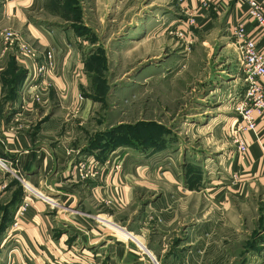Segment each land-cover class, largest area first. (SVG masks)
<instances>
[{"label": "crops", "instance_id": "1", "mask_svg": "<svg viewBox=\"0 0 264 264\" xmlns=\"http://www.w3.org/2000/svg\"><path fill=\"white\" fill-rule=\"evenodd\" d=\"M62 3L0 0V162L5 165H0V235L7 232L22 200L27 202L17 251L11 252L9 261L8 249L1 248L0 264H152L120 236L127 237L126 231L146 244L149 258L152 256L159 264H234L231 249L238 239L234 229H220V201L215 203V197L209 198L215 207L208 210L206 199L185 195L170 171L163 172L167 182L156 186L161 193L143 209L151 221L148 233L140 227L125 231V226L114 218L140 184L125 178L128 169L114 172L113 165L98 159L95 178L70 172L77 152L84 157L92 154L88 149L67 146L75 135L69 131L73 118L79 117L80 124H85L92 112L93 103L81 96L86 72L89 75L92 68L86 67L91 57L85 52L81 36L69 26L59 28L52 23L55 15L69 12ZM108 3L139 8V0H84V18L92 6L93 10L106 9ZM160 3H176L185 14L196 12L199 27H225L226 41H221L218 57L225 55L227 63L235 64L238 55L230 28L245 22L247 31L254 29L244 0ZM5 31L12 32V37H5ZM255 42L264 51L262 34L256 35ZM46 49L51 51L50 58L44 54ZM40 67L46 72L38 78ZM227 120L233 122L231 117ZM244 137L247 152L236 157L231 167L245 179L242 184L246 187L253 179H264V113L257 118L256 131ZM34 188L56 206L28 196L27 189ZM253 228L244 233L242 264H264V237L253 245Z\"/></svg>", "mask_w": 264, "mask_h": 264}, {"label": "rangeland", "instance_id": "2", "mask_svg": "<svg viewBox=\"0 0 264 264\" xmlns=\"http://www.w3.org/2000/svg\"><path fill=\"white\" fill-rule=\"evenodd\" d=\"M160 2L139 0L138 9L115 3H108L106 9L93 10L92 6L85 19L84 0H63L69 12L62 9L53 18L55 26H69L81 36L91 57L86 67L92 71L86 72L81 96L93 103L92 112L85 124H80L79 117L73 118L69 131L75 135L67 146L88 149L92 154L84 157L77 152L70 172L80 176L87 172V177L95 178L98 159L113 165L114 172L128 169L125 178L140 184L114 218L125 231L140 227L148 233L151 221L143 209L161 193L156 186L167 182L163 172L170 171L185 195L206 199L208 210L215 207L209 198L220 201L216 204L223 223L220 229L235 230L238 240L231 249L233 263L242 264L244 233L254 227L253 245L264 237V179H253L245 187V179L231 167L236 157L245 154H238L232 141L238 118L233 105L243 93L237 60L227 63L225 55L218 57L228 30L199 27L196 12L185 14L176 3ZM45 72V68L38 69L37 77ZM229 117L233 118L231 124ZM27 190L33 199L43 198L56 206L35 188ZM24 199L6 234L0 235V249H8L9 261L11 252L17 251L21 231L19 226L12 234L11 227ZM258 230L263 232L257 235ZM125 234L127 237L120 234L124 241L152 261L143 249L146 244L128 231Z\"/></svg>", "mask_w": 264, "mask_h": 264}, {"label": "built area", "instance_id": "3", "mask_svg": "<svg viewBox=\"0 0 264 264\" xmlns=\"http://www.w3.org/2000/svg\"><path fill=\"white\" fill-rule=\"evenodd\" d=\"M244 1L249 5L248 14L254 23V29L247 31L246 23L240 22L233 26L230 31L238 47L237 77L243 87L241 97L233 105V110L238 118L234 123L232 132V141L236 145L238 154L241 155L245 154L248 149L244 134L256 131L257 118L264 113V51H261L255 42L257 34L264 36V0ZM4 35L11 38L12 32L5 31ZM24 50L31 53L26 47H24ZM50 57L51 51L48 50L47 58ZM41 69L40 67L39 70ZM0 165L5 166L2 162H0ZM26 205L27 202L24 199L23 206H21L19 214L15 216L12 223L14 227H11L12 234L16 233V229L21 224ZM143 249H145L144 246ZM146 252L148 253L147 250ZM152 261L153 264H159L154 258Z\"/></svg>", "mask_w": 264, "mask_h": 264}, {"label": "water", "instance_id": "4", "mask_svg": "<svg viewBox=\"0 0 264 264\" xmlns=\"http://www.w3.org/2000/svg\"><path fill=\"white\" fill-rule=\"evenodd\" d=\"M146 249V248H145Z\"/></svg>", "mask_w": 264, "mask_h": 264}]
</instances>
